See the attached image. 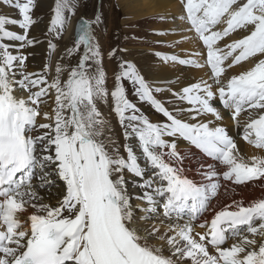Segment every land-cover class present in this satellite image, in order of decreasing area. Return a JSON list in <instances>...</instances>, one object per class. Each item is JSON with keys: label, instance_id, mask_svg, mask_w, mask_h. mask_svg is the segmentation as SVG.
I'll use <instances>...</instances> for the list:
<instances>
[{"label": "snow or ice", "instance_id": "6c2138e0", "mask_svg": "<svg viewBox=\"0 0 264 264\" xmlns=\"http://www.w3.org/2000/svg\"><path fill=\"white\" fill-rule=\"evenodd\" d=\"M0 3L17 9L22 17L17 21L0 15V40L19 41L20 48L33 46L37 41L29 38L28 33L34 23L30 15L34 0H0ZM237 4L238 0H186L184 4L187 20L207 47V63L217 85V92L210 85L202 87L198 83L184 87L181 93H173L198 106L187 110L191 120L201 116L223 119L219 109L213 106L216 99L225 109H234L232 119L237 120L238 127L237 118L245 105L264 110V60L252 70L231 78L226 85L219 79L224 71L220 64L237 49L240 53L233 63L264 54V0H246L233 10ZM75 8L73 0H55L51 25L63 28L65 13L74 15ZM197 13L202 14L197 16ZM224 16L228 17L224 31H210ZM101 23L99 15L91 20L81 19L78 38L60 57V60L70 59L82 48L78 62L68 66L58 61L50 79L47 75L50 64L45 65L43 75L21 72V78L16 79L14 69L17 64L23 68L27 57L12 55L7 45L0 44V264H187L189 260L191 264H221V261L264 264V199L248 207L236 204L235 211H229L226 206L215 213L208 232L197 234L199 241L193 238L192 221L207 210L210 198L217 195L220 175L208 164L200 166L207 168L201 173L206 183L198 184L184 176L181 167L184 157L176 141L183 138L207 157L225 165L224 181L244 183L264 178V159L251 166L238 163L233 155L236 143L224 127L178 118L154 97V92L165 89L150 87L135 65L116 56V49L107 54L109 59L118 60L110 95L124 141L120 144L108 135V122L97 106L100 101L107 103L109 96L104 54L93 31ZM7 24L18 25L23 34L6 30ZM248 26H251L250 34L228 45L225 56H219V50L213 47L216 41ZM58 38L59 35L53 37ZM48 46L52 52L57 49L52 40ZM163 59L195 64L175 56ZM65 72L67 78L62 79ZM125 80L133 85L141 101L148 102L166 118L165 122L150 123L146 116L135 114L139 109L126 98ZM17 90L27 95L18 97ZM53 97L54 107L41 112L45 98ZM129 110L133 114L126 117ZM41 116L48 122L38 124L37 118ZM248 129L255 132V140L250 139ZM133 136L138 138L146 170H152L150 177L145 178L129 143ZM165 136L172 139L165 140L162 138ZM244 138L264 149V115L251 120ZM125 170L139 180L137 187L143 191L137 198L143 207L134 208L131 202ZM33 180L38 183L33 184ZM57 181L63 183L57 204L42 203L37 189L51 188ZM29 207L33 210L28 216L30 230H22L18 213L26 212ZM158 211L168 219L173 214L179 218L187 212L189 219L182 226L170 225L163 234L155 227L144 229L147 235L142 237L140 220H148ZM242 225L247 226L253 238L245 235L230 248L221 247L228 238L226 233L237 236ZM256 236L260 237L259 241ZM152 239L161 241L162 246H153ZM206 240L218 256L209 255ZM164 247L171 255L164 254Z\"/></svg>", "mask_w": 264, "mask_h": 264}, {"label": "bare ground", "instance_id": "6f19581e", "mask_svg": "<svg viewBox=\"0 0 264 264\" xmlns=\"http://www.w3.org/2000/svg\"><path fill=\"white\" fill-rule=\"evenodd\" d=\"M54 2H55V0H53V1L52 0H39L38 6L42 9L41 11L46 13L51 8L52 3H54ZM117 2H118L120 7L123 6L122 9H124L126 11V13L135 20V22L144 21L147 18H150L149 20H151L152 18H157V17H162V16L167 17L170 21H168L169 26H168V29L167 28L166 29L172 30L173 32L176 33V35L172 37L170 42H173L175 46H178L177 44L182 45L181 48L184 49V51H186V53H187L186 56H182V55L181 56L184 58H192L193 57L196 59H201L199 57H196L194 55V53L200 54L201 56L204 55V50L207 49V47L203 44L202 40H200V42H201V45H200V43L198 41L199 37H197L198 34L195 32V29L192 27L190 21L187 20L186 15L183 12L182 5L184 7L183 3L186 2V0H118ZM38 6H37V8H38ZM8 11L11 13L12 9H8ZM30 15L31 16L34 15L33 8H32V11L30 12ZM11 19L19 21V19H17L16 17L11 18ZM227 19H228L227 16L222 17L220 22L218 24H216L215 26H213V28H211L210 31L217 29V32H223L224 29L227 27V25H226ZM80 21H81V19H79V18L76 19L75 17L71 20V23L68 27V30L65 33L64 38L61 39L60 49H57L55 52H53L54 62L51 66V71L49 72L50 78L55 74L54 68H55V64L58 61L61 64H66L68 66H74L78 62L79 56L83 52L82 48H81L80 53L74 55L70 59L65 57L64 60H60V57L63 56L62 55L63 44L66 42H68V44L71 43L72 42L71 37H77L78 38L79 22ZM11 25L12 24H7L5 26L6 30L16 32L17 34H23V30L20 29L18 27V25H16V24H15L16 28H14V27L8 28V26H11ZM32 25H31V27H32ZM167 25L168 24H166V26ZM31 27H30L28 36H29V38H33V39H35V41H37L33 46H27L24 48H20L19 47V44H20L19 41H16L13 39V41L11 42V39H9V38H5L3 40H0V42L2 44L8 45L9 52H11L13 55H20V54L25 55L27 57L25 64L27 63V65H29L28 67H29V69H30L29 71L31 73L41 72L43 69H45V65L49 64L48 60H45L44 53H46L49 56L51 55L50 54L51 50L49 49V46H45V49H44L43 45L41 44V38H43L44 32L46 30H48L49 28L46 27V25H43L41 22L35 23V20H34V27L33 28H31ZM65 28H66V25L63 28H61V31H63ZM159 30H164V28H162V29L159 28ZM250 30H251V26H248V28H237L235 33H237L238 39L240 40L244 36L250 34ZM40 36H41V38H40ZM225 37L226 36H223L219 40L222 41ZM49 40H51V39H49ZM49 40L47 41V44H48ZM217 41L214 45H217ZM171 44L172 43H170V44L168 43V45H171ZM223 44H225V42ZM104 45H105L104 42H102L103 47H104ZM154 46L155 47L157 46L158 48L159 47L165 48L164 43H160L158 41H157V45H154ZM103 47H101V48H103ZM103 49L106 50L107 52H109L108 51V45H107V48H103ZM165 49H167V48H165ZM157 51H161V50H152L151 51V52H154L152 60H156V62L157 61L160 62V59L156 55ZM227 52L228 51H226L223 54V56ZM128 56L129 55H127V57ZM172 56H174V54H172ZM105 57H106V55H105ZM41 58H43V59H41ZM138 58H139V60H138ZM206 58H207V56H206ZM124 59L127 61L126 57ZM143 59H144L143 54L140 55L139 57H136V59L133 58V60H136L140 64H142L141 60H143ZM148 60H150V58H147V59L145 58V60H143L144 61L143 63L145 64V65L142 64L143 68L138 63H136L135 61H134V63L139 67V70L145 79H147V78L144 75V68H145L146 73H150L149 77H150L151 84H152L150 87H152V88H156V87L166 88V87H168L169 89H171V92L169 95L165 94L163 91L153 93L155 99H156V97H158V98L163 100L161 103L163 104V106L165 108H167L174 115H178V118H181L182 120L189 122V123L204 122V123H209V127H215V126L224 127L228 131L229 136H231L232 139L234 140V142L236 143V150L234 151L233 155L236 156L238 163H243V164H247V165L251 166L255 161L264 159V151L263 150L255 149L254 148L255 145L253 143L248 144L246 142V144H244L245 138H243V137L239 138L236 136V132L239 131L238 130L239 128H236L237 120H233L232 114L229 111L224 110L222 108L221 103L219 102L218 99L213 100L212 103H213L214 107L219 109L220 115L223 117V119H221V120H216L212 116H201L197 120H191L189 118L190 113H186L184 111L178 112V110H181V109H183V110L184 109H191V108L198 107V106L190 105L187 101L180 99L178 95L177 96L173 95V93L179 92V90H182L184 87L194 85L192 83L185 84V82L184 83L181 82L179 86H176L178 84L177 82L179 80H188L189 76L191 75L190 73H195V72H197L198 75H192V76H195L196 78L197 77L202 78L203 82L210 81V75L206 69H203L202 71H194V70H189L186 66H183V65H182V67L176 66V65H174V66L167 65V66H163V67H156L155 68L156 74L153 75L151 72L152 71L151 63L147 62ZM46 61H47V63H46ZM227 62H231V61H229V59H228ZM103 64H105L104 67L106 69V71H105L106 77H107L106 78V87L109 90V96L107 98V103L100 101V102H98L97 106H98L99 110L101 111V113L103 114L106 121L108 122L110 131L107 134L112 136V138L115 139L118 143L122 144L124 141L123 129H122L121 125L119 124L118 118L116 117V115L113 111L114 101L112 100L111 95H110V92L112 90H114L115 64L113 61H109V62L105 61V62H103ZM162 65H163V63H162ZM224 65H225V63H223L220 67H223ZM238 65H239V63H238ZM159 66H161V65H159ZM146 67H147V70H146ZM238 67L239 66H236V67L234 66V67L230 68V70H232V71L234 70V72H236L234 74V77H238L242 74V73H239L236 71ZM14 71L16 72V79L21 78V76H20L21 72L25 73V70H22V68H20L18 64H17L16 68L14 69ZM183 72L184 73L187 72V74L185 75L184 78H183V76H181V74ZM43 74L44 73H42V75ZM224 75H225V73H222L220 78H219L221 80V82L225 81V80H223ZM66 78H67V72H65L64 75L62 76V79H66ZM177 78H178V81L176 80ZM228 80H230V79H228ZM146 81L148 83H150V81L148 79ZM212 81H213V84H215L214 80H212ZM227 82L228 81H226V83ZM153 83H158L160 85L153 87ZM200 83H202V82H200ZM196 84H198V83H196ZM123 85L125 88V94H126V98H127V93L131 91V85L126 80L123 81ZM33 90H36V89H33ZM132 97L139 99L137 95L132 96ZM45 99H46V103L40 105L41 112L50 111L51 108L54 107V103H53L54 97L53 98H45ZM128 100L131 103H133V101L130 98H128ZM147 108L150 109V114H142V115L146 116L150 123H157L158 124V123H163L166 121V118L162 114L156 112L149 103L147 105ZM251 110H253V109L249 108V107L244 108V110L240 113L239 117L237 118L239 124H242V121H241L242 116ZM132 114H133L132 110H129L125 113V116L127 117V116H130ZM136 115H138V114H136ZM37 123L38 124L39 123H46V120H44L41 116V117L37 118ZM125 123H127V120L125 121ZM248 131L250 133L253 132L251 136L253 137L252 140H255L256 139L255 132L252 129H248ZM162 138L165 140H169V141L172 139V138L167 137V136L162 137ZM129 143L132 145L133 148L136 147V148L140 149L138 146L139 141H138L137 137H135V136L131 137L129 140ZM176 143H177V148H178L179 153L184 157V160H183L181 167H183V169H184L183 175L186 176L187 178L194 179L198 184L199 183H206L207 182L206 179L201 174L203 172V169L200 167L201 165L206 166L208 164H211V165H213V167H215L216 171H221V169H219L216 166L214 161H210L209 159L204 157L201 153H199L196 149H194L191 146V143L189 141H186L183 138H180L176 141ZM140 151L141 152L139 153V157L143 158V156L141 154L142 150L140 149ZM164 151H168V149H164ZM122 153H123V150H122ZM123 154L126 156V153H123ZM135 154L137 155V152H135ZM138 164H139L142 171H144L146 169V163H144L143 160H138ZM220 165L223 166L222 164H220ZM224 167H225V170H227V167L225 165H224ZM147 170H151V169L147 168ZM126 171L127 170H125V172ZM129 174L131 175V178H129V179L126 178V181H127V192L132 197L131 202H132L134 208L135 207H143L144 205L137 198L140 196L143 189L137 187V184L139 183L138 178H136L134 176V174H132V173H129ZM150 176H151V174L145 175V178L150 177ZM32 183L36 184V183H38V180H33ZM57 183L53 187H51L50 192H48L49 188L48 189H37L38 196L42 198V200H41L42 203H45L48 205L57 204V200L59 198H61V191L59 189H57V186L59 185L61 187V189L63 188L62 182L57 181ZM219 183H220L221 187L218 189L217 195L215 197L210 198V201L208 204V206L211 205V209H214V210H208L207 209L203 216H201L197 220L192 221L191 235L193 236V238H194V235H193L194 232H196V233L202 232V230L199 228V226H200V224H202L203 221H206L208 219H212L216 212H219L220 210L224 209L226 206H228V209L237 210L236 204H241L244 207H248L252 203L259 201L261 199H264V178L253 179V180L245 181L244 183H235L234 181H224L222 178V175H221L220 179H219ZM234 191H236V192H234ZM32 211L33 210L29 207L26 212L18 213V218L20 220L22 230L23 229L30 230V221L28 220V216L31 215ZM135 214L138 216L143 215L142 213H135ZM188 219H189L188 216H185L182 219L177 218V220H176V218L174 220V217L172 216L171 219H168V218H165L161 214V212L158 211L157 213L153 214L150 219L140 220V222H139V227L141 228L140 235L142 237H146L147 233L144 231V229H152L153 227L158 228L160 230V232L163 234L169 229L170 225H172V226L181 225L182 226L188 222ZM256 223L258 224L259 221ZM246 232H247V227L244 228L242 231H240L238 238H236L237 237L236 236L235 238L233 237L232 239L227 240L224 243V245L221 247L230 248L233 244L239 243L240 239L246 235ZM170 234H175V233L173 232ZM199 234H201V233H199ZM249 238L250 239L253 238L251 236V234L249 235ZM254 238L257 239V241L260 240L259 236H256ZM195 239H197V238H195ZM197 240L199 241V239H197ZM150 243L155 247H161L162 246V242L159 240H156V239L150 240ZM206 247H207V250H208L210 256H218L217 254H215L214 248L209 247L207 245H206ZM163 251H164L165 255H171V252L167 247H164ZM181 264H183V262H181ZM187 264H191V261L189 260L187 262Z\"/></svg>", "mask_w": 264, "mask_h": 264}, {"label": "rangeland", "instance_id": "374dc122", "mask_svg": "<svg viewBox=\"0 0 264 264\" xmlns=\"http://www.w3.org/2000/svg\"><path fill=\"white\" fill-rule=\"evenodd\" d=\"M117 1L118 0H73V2L76 5L75 14L69 15L67 12L65 13V16L67 17V19H66V24H65L66 28L63 30L64 31L63 32V31H61V27L59 25H57V26L51 25V18L54 15L53 8H54L55 2L52 3L51 8L46 13H44L43 11H41L42 9L38 6L39 0H34V6H33L34 15L32 16L33 20H35V23L41 22L43 25H46V27L49 28L48 30H46L47 32L46 31L44 32L43 38H41V36H40L41 44L43 45L44 49H45V46H48L47 41L49 39H51L52 42L57 45V49H60L61 39L64 38L65 33L68 30V27L71 23V20L74 17L76 19L77 18H79V19L87 18V19L91 20L96 15H99L101 17L102 23L99 26H94L93 31H94L95 37L97 38V40L99 42L100 48L103 47L102 42H104L105 45L103 48H107V45H108V51L109 52L113 49H116L117 50L116 56L122 57L123 59L126 57L128 62L135 65L138 73L142 77H143V75L140 72L139 67L134 63V61L136 63H138V62L136 60H133V58L136 59V57H139L142 54L144 55L143 60H145V58L146 59L150 58V60H148L147 62L151 63V67H152L151 72L153 75L156 74V69H155L156 67H163V66H167V65H171V66L176 65V66L182 67L178 62H173L172 60L163 59L164 56L170 57V56H172V54H174V56L177 57L178 60L195 61V64H191L190 70L202 71L203 69H206L208 71V67L204 66V64L207 61V58H206L207 51H208L207 49H205V51H206L205 56L201 57L200 54H198L201 57V59H196L193 57L192 58H184L182 56H186L187 53H186V51H184V49L181 48L182 45L177 44L178 46H175L173 42H170L172 37L175 36L176 33L173 32L172 30H167L168 26H169L168 21H170L167 17L162 16V17L152 18L151 20H149L150 18H147L144 21L135 22V20L131 16H129L124 9H122L123 6L122 7L119 6ZM21 2H24V0H21ZM245 2H246V0H238V4L233 5V10H235L239 4H243ZM185 3L186 2H184L183 4H185ZM37 6H38V8H37ZM182 8H183V12L185 13V15H187L183 5H182ZM8 9H12V12L10 13L8 11ZM198 14H196V15L200 16ZM0 15L7 16L9 18H15L16 17L19 20L22 19V17L20 16L17 9L11 7L10 5H5L3 3H0ZM166 24H168V25L166 26ZM10 27L16 28L15 24L8 26V28H10ZM33 27H34V23H33L31 28H33ZM158 27L161 29L164 28V30H159ZM50 29H51V31H50ZM156 33H161V34H156ZM57 35H59L60 38L53 39V37H55ZM50 36H52V38H50ZM197 37H199V36L197 35ZM235 37H236V33L234 35H231L230 37H228V39L229 40L232 39V42L234 43L236 41ZM75 39H77V37H71V41H72L71 43L72 44L71 43L68 44V42L63 44L62 55H64V52L68 47L73 46ZM12 41H13V39H11V42ZM157 41L160 43H164V47L167 49L161 48V47L158 48L157 46L155 47L154 45H157ZM198 41H199V39H198ZM168 43L169 44L172 43V44L168 45ZM199 43L201 45V42H199ZM0 44H2V43L0 42ZM3 45H6V44H3ZM103 48H101V51L104 54L103 62L113 61L115 64L114 72L116 73L118 71V60L107 58L108 52L106 50H104ZM7 50L9 51V47L7 48ZM152 50H161V51L156 52V55L160 59V62H158V61L156 62V60H152L153 53H154V52H151ZM219 50H220V52H222V49H219ZM50 54L51 55L49 56L46 53H44V56H45V60H48L49 64L52 66V64L54 62L53 52L51 51ZM105 55H106V57H105ZM127 55H129V56L127 57ZM194 55L196 56V53H194ZM236 55H239V52L237 50H236ZM260 55L264 56V54H260ZM41 59H43V58H41ZM138 60H139V58H138ZM143 60H141V63L143 65H145L143 63L144 62ZM245 60L246 59L243 60L242 64H240V66L245 65V66H248L249 68H247L243 73H246V72L252 70L251 68H253V66H254V64L246 63ZM46 63H47V61H46ZM162 63H163V65H162ZM257 63H259V61ZM138 64L143 68L142 64H140V63H138ZM159 65H161V66H159ZM28 66L29 65L24 64V66L22 68V70H25L26 74L31 73L29 71L30 69ZM104 66H105V64H103V68L106 71ZM232 66H233V64H232ZM147 67H146V70H147ZM42 72H44V69L41 72H34V73H40L41 74ZM235 73L236 72H234V71H229L227 73V75L229 77L227 75H226V77H224L223 80H225V81H222L223 84H225L226 81H229L228 79L232 78L231 76ZM186 74H187V72L186 73L183 72L181 74V76H183V78H184ZM190 74L191 75L189 76L188 80H179L178 81V78H179L178 77L176 79L178 81L177 82L178 84L176 86H179L181 82H183V83L185 82V84L199 83V84H201L202 87L204 85H210L213 92L217 91V89L215 88L217 86L213 84V81H212L213 79H211V77H210V81L203 82L202 78H199V77L196 78L195 76H192V75H198L197 72L190 73ZM47 75L49 76V73H47ZM144 75L150 81V83H148L146 81L147 79H145L144 77H143V79L146 81V83H148L151 86L152 84H151V80L149 77L150 73H146L145 68H144ZM127 82L131 85V91L127 93V99L130 98L133 101L135 107H137V109H139V111H138L139 113L137 112L135 114H138V115L150 114V109L147 108L148 102L141 101L140 99L132 97V96H136L135 89L129 81H127ZM200 82H202V83H200ZM158 85H160V84L153 83V87L158 86ZM169 90H171V89H169ZM180 91L182 92V90H179V93H181ZM16 93H18V95H17L18 97H24L27 95V93L20 91V90L19 91L17 90ZM165 93L169 94L168 91H166ZM156 98H158V97H156ZM159 100L162 101L161 99H159ZM133 150H134V152H137L138 160H143V161L145 160V159L139 157V153L141 152L140 149L134 147ZM125 177L127 179H129V178H131V175L126 171ZM50 189L51 188L48 189V192H50ZM57 189H59L60 191L62 190L59 185L57 186ZM236 191H234V192H236ZM239 234H240V230H239ZM193 235H194V238L198 239L196 232H194ZM233 237L235 238L236 236L231 235V238H229L228 240L232 239ZM238 237H239V235H237L236 238H238Z\"/></svg>", "mask_w": 264, "mask_h": 264}]
</instances>
